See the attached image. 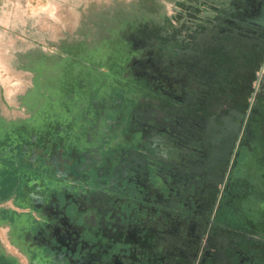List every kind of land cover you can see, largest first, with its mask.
I'll list each match as a JSON object with an SVG mask.
<instances>
[{
    "label": "flooded vegetation",
    "instance_id": "flooded-vegetation-1",
    "mask_svg": "<svg viewBox=\"0 0 264 264\" xmlns=\"http://www.w3.org/2000/svg\"><path fill=\"white\" fill-rule=\"evenodd\" d=\"M83 4L0 63V154L53 172L2 181L7 240L26 264H264V0ZM30 194L50 228L19 243Z\"/></svg>",
    "mask_w": 264,
    "mask_h": 264
},
{
    "label": "rangeland",
    "instance_id": "rangeland-1",
    "mask_svg": "<svg viewBox=\"0 0 264 264\" xmlns=\"http://www.w3.org/2000/svg\"><path fill=\"white\" fill-rule=\"evenodd\" d=\"M84 2L0 0V63L11 60L15 51L29 46L33 40L65 34L67 28L77 23L75 10Z\"/></svg>",
    "mask_w": 264,
    "mask_h": 264
},
{
    "label": "water",
    "instance_id": "water-1",
    "mask_svg": "<svg viewBox=\"0 0 264 264\" xmlns=\"http://www.w3.org/2000/svg\"><path fill=\"white\" fill-rule=\"evenodd\" d=\"M25 128L27 129L28 132H30L29 127H25ZM24 136H26V132H23L22 137L24 138ZM15 140H17V135L15 137ZM2 142L3 141H1L0 139V147L2 145ZM18 145L19 146L23 145L22 139L20 143H16V146ZM26 150L27 151L23 149L22 151H19V150L14 149L13 153H11L10 150L9 151L5 150L3 155L0 154V185L2 181L8 180L9 177L11 178L14 177L15 179L16 175H19L18 177H25L23 178V180L38 179L39 177H41L42 179H45L44 181H47V182L50 181L49 175L53 174V172H52V169H50L51 166L47 165L48 157L46 156H48V154L42 155V156L38 155V157L36 158L33 157L32 158L33 161H31L30 159H28V157L30 156L28 154V149ZM24 190L25 189H23L22 187L21 191L24 192ZM30 197L35 199L37 203L39 200V204H41V206L39 205L38 207H36L34 205H30V211L27 212L26 215L22 214L20 216L9 218L8 220L9 223H7L9 228L12 229L13 237L17 241H19V243L23 240L24 232L30 233V234L36 233L35 238H38L40 235H43L44 231L46 232V230L50 228L51 217L46 212V208L45 209L43 208L42 199L36 198L35 194H30ZM28 246L29 245H26L25 247H28ZM38 250L40 251H36L37 255H35V259L37 260L43 261L45 259L44 261L46 260L49 261L51 259L54 260L56 258H60L58 256H55L56 250L55 248L51 247L50 242H48L46 245H43V247L41 245V247H39ZM61 252H62V249L59 248L57 253H61ZM52 253H54V255H52ZM29 258L32 259V254L29 256ZM64 258H68V256Z\"/></svg>",
    "mask_w": 264,
    "mask_h": 264
},
{
    "label": "crops",
    "instance_id": "crops-1",
    "mask_svg": "<svg viewBox=\"0 0 264 264\" xmlns=\"http://www.w3.org/2000/svg\"><path fill=\"white\" fill-rule=\"evenodd\" d=\"M4 185L5 183L2 188L0 187V192L2 193L8 191L10 188L9 185ZM5 230L0 227V264H26L27 260L22 255L20 248L11 244L5 237Z\"/></svg>",
    "mask_w": 264,
    "mask_h": 264
}]
</instances>
